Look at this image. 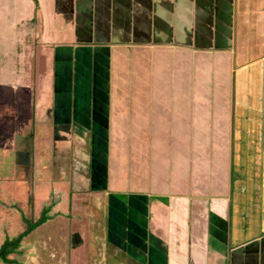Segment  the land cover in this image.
Listing matches in <instances>:
<instances>
[{
    "label": "crops",
    "instance_id": "obj_1",
    "mask_svg": "<svg viewBox=\"0 0 264 264\" xmlns=\"http://www.w3.org/2000/svg\"><path fill=\"white\" fill-rule=\"evenodd\" d=\"M61 2L49 15L35 0L29 18H17V10L12 23L31 113L53 119L70 144L56 157L61 165L46 167L62 176L47 180L51 199L38 210L55 202L52 218L23 241L36 242L45 227L49 246L40 252L58 248L60 238L67 254L72 225L60 217L73 203L103 195L123 209L109 194L128 192L146 195L149 207L168 201L166 213L157 219L151 212L149 230L139 234L161 239L167 264H264V0ZM62 22L72 26L69 38ZM107 55L109 79L99 89L93 75ZM6 61L0 55L1 75ZM94 90L106 110L102 101L93 106ZM92 158L107 159L108 168H99L106 190L91 180ZM123 223L109 225L114 238ZM73 226L80 234L75 258L93 254L80 244L83 224ZM151 251L150 264H166V252Z\"/></svg>",
    "mask_w": 264,
    "mask_h": 264
},
{
    "label": "rangeland",
    "instance_id": "obj_2",
    "mask_svg": "<svg viewBox=\"0 0 264 264\" xmlns=\"http://www.w3.org/2000/svg\"><path fill=\"white\" fill-rule=\"evenodd\" d=\"M34 2L33 0H0V55L7 57V61L5 62L7 70L3 75L0 72V108H2V104L11 107L13 105H21L15 106L17 109L14 107L15 114L11 115L7 113V115L3 114L0 116V244L5 236L17 235L23 231V225L17 218L18 213L15 207L22 209L28 216L31 204H33L32 213L38 216V210L41 205L51 199L49 198L51 196L50 185L47 180L53 179L55 181L58 177L62 176L59 173L57 174V170L55 171L56 174L48 173L46 167L55 166L56 169L61 165L59 163L63 161H59L56 157L63 155L65 150L69 152L70 145L68 137L64 135L65 130H62L61 127H56L54 122L51 123L53 119L50 121L48 118H39L38 111L35 113L36 115H32L31 104L29 105L31 98L30 100L29 98L26 99L25 92H21V89H23L21 82L24 78V70L21 72V69H18V71L15 68L14 56L16 55L15 42L17 39H12L15 33L12 23L17 17L15 14L17 10L20 11V15L17 18H20L21 15L22 18L23 16L26 19L29 18L31 10L33 11ZM38 2L42 4V7L44 6L49 15L55 7H64L61 0H38ZM65 3L71 4V0H65ZM61 14L64 15L65 13ZM61 25H63L61 29L63 36L69 38L67 35L68 32L70 33L73 30L72 26L68 22H62ZM56 40L53 42L71 43L73 41V39ZM2 64L3 62H0V65ZM97 71V75H93V81H97L96 84L100 85V89L107 84L109 79L110 59L108 55L99 63ZM19 74L21 75L19 76ZM17 85L19 86V91ZM93 92L94 94L91 96L93 106L96 101L97 103L102 101L106 110L107 107L102 96L103 100H99L100 94H97L95 90ZM98 106L103 108L102 105ZM105 114H108V111H105ZM102 120L105 122V117ZM108 128L110 131V126ZM49 136L52 139L56 138L55 144L49 140ZM84 138L88 140L86 144H90L92 135L89 134ZM84 146L82 147L84 148ZM103 147L105 150H108L107 143H104ZM29 151H33L31 156ZM51 153L57 154V156L53 155V158H49ZM92 159L91 165L92 168L95 167L96 171H94L91 180H95L99 183V187H102V190H106V186L108 185L106 174L102 170H99V168H103V170L108 168L107 159L104 162L102 158ZM92 181L89 180L88 175V181L86 182H91L92 186ZM85 192L87 193V191ZM111 195L117 196V201L123 202V209L115 204L114 201H104L103 195L100 201L96 200V196L91 195L88 201H77L75 199L76 201L73 203V207H71L72 209L60 217L66 225H72L68 233L67 254L63 252V244L60 238L61 244H57L60 245L58 248H47L44 249L46 253L40 252L39 247L45 246L46 248L49 246L47 243L49 239H46V235H51L49 234V230L46 231L44 227L35 234L37 235L36 242L31 241L32 238L23 241L21 255H12L10 259L16 258L24 264H99V262L100 264H150L151 250L156 246L166 252L164 253L163 261L167 264L166 246L164 243L161 244V239L157 237L151 238L150 236L140 238L139 234L142 235L143 231L149 230L151 226V212L155 211L157 219L161 218L159 216L160 212L166 213L164 209H167L168 201L165 199L163 200L164 203L160 201L163 205L155 203L152 207H149V198L146 195L128 192L120 196L114 193L109 194V196ZM71 196L73 195L71 194ZM86 206L87 212L84 209ZM88 212L89 216L87 215ZM122 218L124 219V223L120 229L122 231L121 237L117 236V238H114V228L112 229L110 226ZM163 219L165 217H162L161 220ZM77 224L78 226L83 224V229H85L83 230L85 241L80 244L84 245V249L89 248L90 253H93L83 255L82 259H76L75 257L77 256L73 253L79 247V243L75 239L76 235H80L79 232H75V234L71 232L74 228L73 225ZM186 224L187 227L191 226V222H187ZM136 225L139 227H136ZM140 230L143 231L141 232ZM89 234L92 240L89 239ZM144 234L146 235V233ZM121 247L125 248L120 250ZM131 247L133 250H131ZM215 247L216 245L213 244L214 250H216ZM95 249H99V251L95 252ZM0 264L5 263L0 261Z\"/></svg>",
    "mask_w": 264,
    "mask_h": 264
},
{
    "label": "trees",
    "instance_id": "obj_3",
    "mask_svg": "<svg viewBox=\"0 0 264 264\" xmlns=\"http://www.w3.org/2000/svg\"><path fill=\"white\" fill-rule=\"evenodd\" d=\"M34 68V67H33ZM34 88H32L33 90ZM33 107H34V98H35V91L33 90ZM2 108H0V116L7 115V113L13 115L14 108L11 106H5L1 105ZM33 202V201H32ZM55 205V202H50L48 205L44 206L40 211L38 216H35L34 213H32V207L33 204H31V208L29 211V215L27 216L26 213L18 208L16 211L20 216L21 223L23 225V231L18 233L13 238H6L3 244L0 246V261H2L5 264H22L18 261V259H9V256L14 255L18 256L20 254L19 248L21 246L22 241L30 235L34 230H36L41 225L45 224L48 220L52 218L51 212Z\"/></svg>",
    "mask_w": 264,
    "mask_h": 264
}]
</instances>
